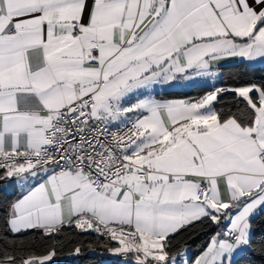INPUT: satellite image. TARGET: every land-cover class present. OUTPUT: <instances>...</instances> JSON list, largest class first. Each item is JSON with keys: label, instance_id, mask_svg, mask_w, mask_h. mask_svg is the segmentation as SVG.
<instances>
[{"label": "snow or ice", "instance_id": "6c2138e0", "mask_svg": "<svg viewBox=\"0 0 264 264\" xmlns=\"http://www.w3.org/2000/svg\"><path fill=\"white\" fill-rule=\"evenodd\" d=\"M96 257L264 264V0H0V264Z\"/></svg>", "mask_w": 264, "mask_h": 264}, {"label": "trees", "instance_id": "16d2710c", "mask_svg": "<svg viewBox=\"0 0 264 264\" xmlns=\"http://www.w3.org/2000/svg\"><path fill=\"white\" fill-rule=\"evenodd\" d=\"M225 82H230L231 79H234L236 74L239 72V69L232 65H227L221 69ZM203 89L200 87H194L189 90H177L173 93L172 98H186V97H198L202 93ZM208 233L199 232L198 234H193L191 239L185 237L188 240L189 245L193 250H198V247L203 245L207 239ZM101 259L100 257L93 258L88 261V264H95L96 260Z\"/></svg>", "mask_w": 264, "mask_h": 264}, {"label": "crops", "instance_id": "0c3cea01", "mask_svg": "<svg viewBox=\"0 0 264 264\" xmlns=\"http://www.w3.org/2000/svg\"><path fill=\"white\" fill-rule=\"evenodd\" d=\"M194 87H195V86H194ZM194 87H192V88H194ZM192 88H191V89H192ZM184 90H189V89H184Z\"/></svg>", "mask_w": 264, "mask_h": 264}]
</instances>
